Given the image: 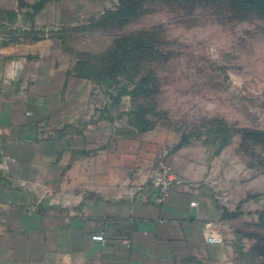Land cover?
<instances>
[{"label":"crops","instance_id":"1","mask_svg":"<svg viewBox=\"0 0 264 264\" xmlns=\"http://www.w3.org/2000/svg\"><path fill=\"white\" fill-rule=\"evenodd\" d=\"M9 37L0 31V162L13 160L0 169V264L223 261V245L206 237L224 210L197 148L148 152L39 40ZM164 157L184 184L158 203L149 174ZM133 187L142 190L131 196Z\"/></svg>","mask_w":264,"mask_h":264},{"label":"rangeland","instance_id":"2","mask_svg":"<svg viewBox=\"0 0 264 264\" xmlns=\"http://www.w3.org/2000/svg\"><path fill=\"white\" fill-rule=\"evenodd\" d=\"M139 3L145 13L120 24L104 20L118 0H49L18 14L17 0H0V10L16 15L0 20V31L12 41L39 40L73 78L78 60L100 66L119 36L150 31L151 52L135 55L118 77L129 94L113 101L103 81L86 80L89 94L120 134L143 139L148 152L170 155L186 142L197 161H209L211 191L226 212L217 226L224 255L203 264H264V15L250 5L238 11L236 0ZM61 15L71 22H59ZM139 84L151 87L148 96L134 91Z\"/></svg>","mask_w":264,"mask_h":264},{"label":"trees","instance_id":"3","mask_svg":"<svg viewBox=\"0 0 264 264\" xmlns=\"http://www.w3.org/2000/svg\"><path fill=\"white\" fill-rule=\"evenodd\" d=\"M18 1V11L19 7L27 6L30 9L38 12L43 6L48 3L49 0H37L32 5H24V0H17ZM164 1H171L174 3H181L185 4L190 2L191 0H164ZM202 2L203 0H199ZM238 4V11L244 10L245 6L250 5L256 10H260L261 13L264 15V0H252L250 2L243 1V0H236ZM141 5L139 0H118V4L114 11H106V17L104 18L105 21H113L117 20L118 23L124 24L128 22L130 19L135 18L136 16L143 15L145 11H142L140 8ZM13 16L15 19L16 15L8 13L7 11L0 10V20L7 19V15ZM13 19L11 21H13ZM1 22V21H0ZM151 32L150 31H137L132 32L127 35H121L118 39L114 42L111 49L105 54L97 57L95 59H99L100 62L104 64L98 65H88L84 64V61L78 60L76 62L75 68L72 69V73L74 77L77 79L89 80L98 83L99 81H103L107 86V93L110 95L113 101H117V99L122 96L123 94L128 93L127 86L123 85L120 86V83L117 81L118 77L122 75V70L126 68V65L131 63L133 57L135 55H140L143 51L150 49L151 52L152 44H151ZM126 62V63H125ZM76 66H79L76 68ZM146 77L143 78L145 80ZM143 85H146L145 81L141 80ZM139 84L135 86L136 92H141V94H146L148 96L150 86L146 89H143V85ZM129 94V93H128ZM147 124L145 122H142ZM154 125H150L144 130H150L153 128ZM186 142H182L181 145L177 146L174 150L181 148L183 146H188ZM226 212L223 213V217ZM264 253V252H263Z\"/></svg>","mask_w":264,"mask_h":264},{"label":"built area","instance_id":"4","mask_svg":"<svg viewBox=\"0 0 264 264\" xmlns=\"http://www.w3.org/2000/svg\"><path fill=\"white\" fill-rule=\"evenodd\" d=\"M165 157L157 163L155 167L152 168L149 174V186L155 190L156 194L154 200L158 203H162L165 198L168 197L170 192L175 187H179L184 184L183 179L175 176L171 171L167 162H165ZM13 160L5 157L0 162V169L6 170L9 163ZM142 190L141 187H133L129 189V194L131 196L135 195L137 192ZM208 236L206 237V242L211 245H222V238L218 234L217 227L213 225H208L207 227ZM94 241L103 242L104 239L101 236L92 237Z\"/></svg>","mask_w":264,"mask_h":264}]
</instances>
